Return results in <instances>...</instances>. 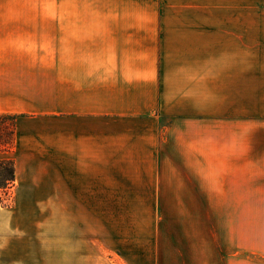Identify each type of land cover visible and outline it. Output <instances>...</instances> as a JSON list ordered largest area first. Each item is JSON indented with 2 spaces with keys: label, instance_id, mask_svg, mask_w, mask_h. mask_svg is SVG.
Returning <instances> with one entry per match:
<instances>
[{
  "label": "crops",
  "instance_id": "1",
  "mask_svg": "<svg viewBox=\"0 0 264 264\" xmlns=\"http://www.w3.org/2000/svg\"><path fill=\"white\" fill-rule=\"evenodd\" d=\"M49 109L0 86L19 114L15 206L0 264H264V26L221 0H69ZM110 179V182H109ZM134 201L243 204L247 230H77L108 188ZM238 212V214L236 213ZM243 215V216H244ZM109 246V247H108Z\"/></svg>",
  "mask_w": 264,
  "mask_h": 264
},
{
  "label": "rangeland",
  "instance_id": "2",
  "mask_svg": "<svg viewBox=\"0 0 264 264\" xmlns=\"http://www.w3.org/2000/svg\"><path fill=\"white\" fill-rule=\"evenodd\" d=\"M68 2L0 0V86L41 109L50 110L58 51L65 58ZM225 2L228 11L221 10V17L246 18L256 29L264 26V0H221V5ZM15 186L8 207L15 206ZM132 189L109 186L107 201L90 204L89 217L77 230H106L109 246L110 239L133 232L143 241L149 233H172L176 239L179 230H247V214L231 218L243 204L221 203L217 217L205 212L201 218L197 204L134 201L127 196ZM118 253L109 247L108 264L119 259Z\"/></svg>",
  "mask_w": 264,
  "mask_h": 264
},
{
  "label": "trees",
  "instance_id": "3",
  "mask_svg": "<svg viewBox=\"0 0 264 264\" xmlns=\"http://www.w3.org/2000/svg\"><path fill=\"white\" fill-rule=\"evenodd\" d=\"M17 114L0 113V151L12 153L16 145ZM16 184V160L9 155L0 160V203L9 206V194ZM7 196V197H5Z\"/></svg>",
  "mask_w": 264,
  "mask_h": 264
}]
</instances>
